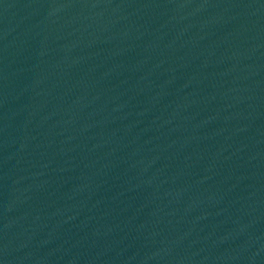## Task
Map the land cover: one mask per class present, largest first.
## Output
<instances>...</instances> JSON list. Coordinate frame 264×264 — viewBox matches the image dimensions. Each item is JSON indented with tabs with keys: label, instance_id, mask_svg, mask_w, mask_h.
<instances>
[{
	"label": "water",
	"instance_id": "obj_1",
	"mask_svg": "<svg viewBox=\"0 0 264 264\" xmlns=\"http://www.w3.org/2000/svg\"><path fill=\"white\" fill-rule=\"evenodd\" d=\"M264 117V0H0V264H151Z\"/></svg>",
	"mask_w": 264,
	"mask_h": 264
}]
</instances>
